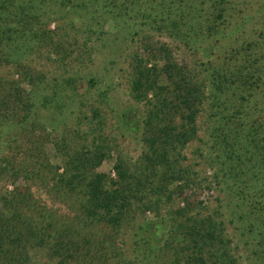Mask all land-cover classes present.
<instances>
[{
	"label": "trees",
	"instance_id": "1",
	"mask_svg": "<svg viewBox=\"0 0 264 264\" xmlns=\"http://www.w3.org/2000/svg\"><path fill=\"white\" fill-rule=\"evenodd\" d=\"M232 2L0 0V129L14 128L24 133L25 126L34 120L35 130L38 123L31 115L35 112V90H41L42 85L53 91L50 98L44 97V105L58 103V111L66 108V92L75 87L76 81L68 78L52 85L46 82L45 74L35 73L26 63L44 52L62 62L71 57L72 46L90 47L87 39L69 35L70 29L78 30L71 15L84 19L86 30H95L100 24L104 31L103 23L110 20L121 27L119 33L126 39L140 37L137 51L129 58L130 85L132 98L145 104L144 149L134 163L122 157L116 160V178L98 171L114 151L99 137L94 139L93 148L76 139L61 140L56 149L63 163L54 168L45 163L36 148L30 160L22 158L19 162V157L6 154L0 157V181L11 172L16 178L25 176L27 181L42 179L49 194L69 205L73 213L59 215L35 200L30 188H15L1 196L0 264H30V250L36 247L44 248L53 264H244L233 249L223 220L192 215L189 203L174 210L172 203L184 194L196 165H184L189 160L185 150L196 141L208 144L199 135L198 124L203 118L209 123L213 148H220L219 161L224 159L218 170L225 183L244 179L240 193L245 195L257 171L264 169V118L249 124L246 114L253 92L261 87L264 55H257L255 60L243 58L234 75L226 72L225 66H214L209 58L199 69L183 64L172 43L153 41L150 36L153 30L173 41L192 35L188 40L194 42L186 46L195 49L204 38L217 43L231 15ZM52 23L57 27L51 28ZM258 45L250 44L248 50ZM5 67L10 72L4 74ZM23 83L32 89L25 90ZM228 95L233 102L228 101ZM93 117L98 126L104 125L98 110ZM96 130L101 129L90 127L89 135ZM83 133L78 129L74 132L76 138ZM10 139L8 150L21 154L24 148L20 139L14 135ZM197 151L205 161L211 160L209 150L208 154L204 147ZM45 168L48 176L41 173ZM253 204V216L262 214V203ZM259 206L262 212L257 211ZM165 208L173 210L167 222L169 235L157 245L148 235L152 227L141 220ZM255 251L259 261L264 260V243Z\"/></svg>",
	"mask_w": 264,
	"mask_h": 264
},
{
	"label": "rangeland",
	"instance_id": "2",
	"mask_svg": "<svg viewBox=\"0 0 264 264\" xmlns=\"http://www.w3.org/2000/svg\"><path fill=\"white\" fill-rule=\"evenodd\" d=\"M182 1L196 4L201 0ZM232 8L234 10L229 11L231 15L227 17V22L223 27V36L217 43L207 42L208 40L205 38L204 40L199 39L200 47L195 49L186 46V44L194 42V40H188L192 35L187 33L185 35L190 36L175 41L168 36H162L155 30L151 31L152 35L150 34V36L153 41L172 43L178 61L183 64L188 63L192 68H200V65L209 58L214 66L219 68L225 66L226 69L228 68L226 72H232L235 75L239 68L237 66L244 62L243 58L250 57L255 60L258 59V56L264 55V0H233ZM71 20L76 22L78 30L70 29L69 35L71 34L72 38L78 40L87 39L90 49L78 48L76 44V46H72L74 52L71 57L62 60V62L55 56L50 57L44 52L37 56L33 55V58L31 57L32 59L26 63L34 68L35 73L45 74L46 82L52 85L62 83L68 78H73L76 81L75 87L69 88L70 90L66 92L68 101L63 102L67 104L66 108L58 111V103L44 105V97L50 98L53 91L50 90V87L46 89L44 85L41 86V90L36 89L35 112L31 115L38 123L35 130L33 129L35 125H32L34 120L25 126L24 133L22 130L14 128L0 129V157L6 154L19 157V162L24 158L30 160L37 153L34 151L36 148V150H40L39 155L45 160V163L54 168L63 163L62 156L56 149V144L61 140L65 139L71 142L76 139L77 143H84L93 148L94 139L99 137L104 144H110L114 151L98 171L112 174L116 178L114 173L116 160L122 157L128 163H134L144 149L142 120L145 104H139L131 96V67L129 65L130 55L137 51L140 37L138 39L136 37L134 41L126 39V35L119 33L121 27L116 26L110 20L103 23L102 30L104 31H101L100 24H97L95 30H98V33L94 29L86 30V21L77 15H71ZM68 24H71L69 19ZM68 24L66 27L69 30ZM94 24L96 25V22ZM55 27L57 24L52 23L51 28ZM258 43L257 48L250 47L248 50L250 44ZM257 64L259 65V63ZM8 68L2 69L4 74L10 72ZM16 80H20V78L17 76ZM22 86L27 91L32 89L27 83H23ZM66 94L64 93L65 96ZM230 95L226 98L233 102ZM246 107L249 124L255 122L257 118H264V77L261 87L253 92ZM95 110L99 111V117L104 122L101 127L97 125L98 120L93 117ZM204 115L206 116V114ZM198 125L201 127L199 135L208 144L204 146L196 141L185 150V155L189 160L184 162V165H196L193 174H191V182L185 187L184 194L173 201L172 207L175 210L182 207L183 204L189 203L190 214L201 217L212 216L223 220L227 228V235L233 242V249L237 256L242 258L244 264H264V260L259 261V256L255 255L258 245L264 243V211L259 215L254 212L255 216L251 213V209L253 210L251 205H254V202L259 201L264 206V169L257 171L253 186L246 182L250 187L246 188V194L242 195L240 191L244 183L241 184V182L244 179L239 183H234L235 181L225 183L222 172L218 170L219 163H223L224 159L219 161L220 148H213L212 138L207 129L209 123H205V118H203ZM96 126L101 130H96V133L89 135L90 127L96 128ZM76 129L84 132L83 136L80 135L79 138H76L74 134ZM12 135L17 136V139H20L19 144L23 145L24 149L21 154H16L17 150H8L7 140ZM200 147H204L205 154H208L209 150L210 159H216V161L213 163L211 160L205 161L197 151ZM1 162L4 165L3 159ZM48 172L45 168L41 173L48 176ZM216 175L219 177L217 178ZM44 184L46 183L42 179L27 181L25 176L16 178L12 172L6 173L0 181V197L6 196L15 188L21 191L30 188L36 197L35 200L40 201L41 204L46 205L59 215H73L70 206L50 195L47 191L48 187ZM228 186H232V188ZM258 209V212H262L260 211L261 206ZM172 211V208H165L159 214L151 212L141 220V223L149 224L152 227L148 235L157 245H162L168 238L169 224L167 222ZM130 234L132 233L128 235L130 236ZM125 238L123 237V239ZM133 239V237L130 238L131 241ZM30 264L53 263L48 260L44 248L36 247L30 250Z\"/></svg>",
	"mask_w": 264,
	"mask_h": 264
}]
</instances>
